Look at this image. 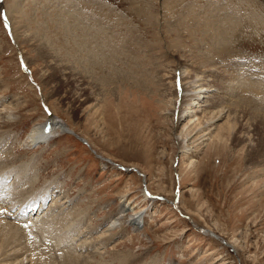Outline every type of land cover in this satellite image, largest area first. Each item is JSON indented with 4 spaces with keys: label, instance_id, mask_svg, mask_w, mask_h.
Returning <instances> with one entry per match:
<instances>
[{
    "label": "rangeland",
    "instance_id": "rangeland-1",
    "mask_svg": "<svg viewBox=\"0 0 264 264\" xmlns=\"http://www.w3.org/2000/svg\"><path fill=\"white\" fill-rule=\"evenodd\" d=\"M184 66L215 74L228 98L183 130ZM7 104L17 117L0 135V187L25 171L0 198V219L15 222L0 224V264H22L26 253L34 264H70L65 255L78 264H264V0H0ZM52 107L99 153L72 134L22 148ZM57 195L72 200V215L58 211L57 224L39 227ZM33 204L36 214L22 216ZM120 205L147 209L144 220L106 255L98 245L88 253L80 235L105 227ZM18 243V254H4Z\"/></svg>",
    "mask_w": 264,
    "mask_h": 264
},
{
    "label": "bare ground",
    "instance_id": "bare-ground-1",
    "mask_svg": "<svg viewBox=\"0 0 264 264\" xmlns=\"http://www.w3.org/2000/svg\"><path fill=\"white\" fill-rule=\"evenodd\" d=\"M7 10H8V17L10 19H12L13 18L12 10L10 8L8 9V7H7ZM74 20H73V22H74ZM67 23L68 22L66 21L63 24L65 25ZM222 27H223V25H222ZM222 31L225 32L226 29L223 28ZM78 36L79 35L77 33L75 35V37H78ZM99 47H101V46L99 45ZM101 51H102V55H101L102 57L100 58V60H98V62H99V64L102 63L101 65L104 66L105 69L107 70L108 69L107 68L108 66L106 65V60L103 58L105 56H104V51L102 50V48H101ZM96 64H98V63H96ZM179 71H180V74L179 75H180V79H181L180 82H181V85H182V93H181V96L180 97H181V100H184L186 102V104L183 106V110L179 114V118L178 119H179V122L181 123V125H183L182 129L184 130L187 127L192 126V124H194L196 121L198 122L200 120V116H201L200 114H203L206 111L214 112L215 109H217L218 107L222 106L226 102V98H228V96H227L225 90L222 89V87L225 89V85L221 84L219 82V80H213L212 79V77L215 74H211L209 72L207 74L205 72V70H200V71H197L196 73L195 72H192V71L190 72L189 69H188V67H186V66H184L183 69H181ZM113 72L117 74L118 78H120V79L122 78V80H123V75L122 74L117 73V71L115 69H114ZM226 88H227V86H226ZM174 98H176V99L178 98V92H177V90H175V96H174ZM52 110H53L52 115H49L48 114V117L44 116V118L42 120H38V121H36L33 124V126L30 128L29 132L27 133V135L20 141V146L22 148L29 149V150H31V149L36 150V149H41V148L43 149V148H45L46 145H48V143L52 139H55V138H57L59 136L72 134L74 136L76 135L79 140H81V141L89 144L91 146V149L94 150L96 154L99 153L98 151H96V149L93 147V145L88 142V140L85 137H82V136L78 135L76 133V131L74 129H72L65 122V120L63 118L57 116V112L55 113L54 108ZM168 110L169 109H165V114H169L170 113V111H168ZM12 111L13 110H11V108L9 107L8 104H7V106L6 105L5 106L3 105L2 107H0V135H1V132L2 131H7L8 130L9 127L7 129L4 128V127H7V124H11V123H14L15 122L13 118H15L17 116L16 115L14 116V114H13ZM219 111L222 112V108H220ZM198 124H199V122H198ZM198 129H199V127H198ZM206 134H209V131L208 130H207V132L202 137H199L198 136L197 140H200L199 143H201L205 139L206 140L208 139V137L205 138ZM201 139H202V141H201ZM188 143H189V141H188ZM190 143L191 144H189L187 146L186 145L184 147L182 146L183 148L181 150V153L185 154V153H187L188 150L193 149V147H194V145H193L194 144V141H191ZM5 148H7V150L9 149L7 146ZM0 149H1V145H0ZM1 153H3V152H1ZM1 155H0V157H1ZM4 155H2V156H4ZM101 157L105 158L104 156H101ZM2 159H4V158L2 157ZM131 168L133 169V167H130V169ZM22 171H25V169L23 167L21 169H19V173H20L19 175L17 174V172H14L13 173V175H15V181H13V183H12V185L10 187H8V186H5L6 188H4V187L1 188L0 187V193H1L0 194V198L2 197L1 195H6V198L12 196L10 194V192L15 191L17 189V188H15V185H18L19 186V178L22 175H24V174H21ZM6 176H7V174H6ZM17 196H18V194H17ZM144 196L146 197L147 200L149 199L150 202L152 201V203H153V199H155L154 197L148 196L147 193H145ZM41 197L39 196L36 199L37 201L35 202V204H37V203L39 204V202H40L39 207L42 205V203H41ZM59 198L60 197L57 195V198L55 197V199L52 200V202L50 203L51 206H50V208H49V210L47 212L44 213V210H43L41 213H38L37 217L35 218V221H36L35 223L38 224L39 227L42 226V225H45V226H48V227H50L51 225H55L56 221L54 220L53 216L58 211L61 212V211H66L68 209V212L70 213L68 215H72L71 210H72L73 207L70 208V205L72 204V200H68L67 199V195L66 196L65 195L62 196L61 200H59ZM14 199H17V198H14ZM42 199H43V197H42ZM35 204H33L34 206H31L30 209H28L27 211L21 210L22 213H23L22 216H25L26 213H27L28 216H30V214L31 215L32 214H36L35 212L33 213ZM54 206H56V208L53 210V207ZM136 207H138V205ZM51 210H53V211H51ZM117 210H116L117 212H115V214L112 217V219H110V222L105 227L101 228L100 230L98 229V227H96V229H94L95 228L94 227L93 228L94 230H92V231L91 230L86 231L85 234H81L80 235L83 238V240L81 241V245L84 246V244H85L86 249L89 250L88 253H92V251H93L92 249L96 245H98L99 247L97 249H101V250L104 249V251L103 252L102 251L101 252L97 251V253H100L101 255H106L110 251V250H107V248H106L107 245L109 244V242L112 241V239L114 237H116L117 235H120V238L123 239V237H122L123 236V233L126 232V230L128 229V227H133V228L136 227V228H138L137 226H139L141 224V221L144 220V217L146 215L145 212H146L147 209H145V208L144 209H140L139 211H136V212H134V213L131 214V213L128 212L130 210V206L126 207L125 205H122V206L120 205V206H118ZM77 212L82 214L83 211H80L78 209ZM18 215L20 216L19 213H18ZM78 215L79 214H76V212H75V217L78 216ZM39 216H42V217L39 218ZM71 221H73V218H71ZM2 223H9V224L15 225V222H13L12 220L11 221L10 220H3L1 218L0 219V224H2ZM205 230L207 232H209V233L211 231L210 229H205ZM20 249H21V244L18 243V244L14 245V246L9 247L8 248V251H6L4 254L6 256L7 255L18 254L19 251H20ZM65 256L69 257V258H66V260L70 264H78L79 257L76 256V257L72 258L70 255H65ZM135 256H137V255H135ZM124 259H127V258H124ZM104 260L106 262V259L105 258L103 259V261ZM20 261H21L22 264H34L33 258L31 256V253L24 254V256L22 257V259ZM130 261L131 260H129L128 262H125V263H127V264H136V262H134V261L130 262ZM228 262H230V261H228V260L224 261V263H228ZM108 263L114 264L113 260H110ZM123 263L124 262H122L121 264H123ZM140 264H146V263H144V262L141 261Z\"/></svg>",
    "mask_w": 264,
    "mask_h": 264
},
{
    "label": "water",
    "instance_id": "water-1",
    "mask_svg": "<svg viewBox=\"0 0 264 264\" xmlns=\"http://www.w3.org/2000/svg\"><path fill=\"white\" fill-rule=\"evenodd\" d=\"M49 115H52V112H49Z\"/></svg>",
    "mask_w": 264,
    "mask_h": 264
}]
</instances>
